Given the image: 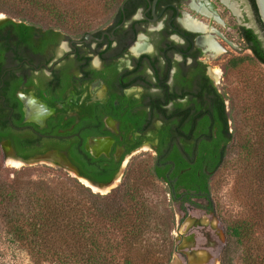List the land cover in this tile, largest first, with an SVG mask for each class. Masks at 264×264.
I'll use <instances>...</instances> for the list:
<instances>
[{
  "label": "flooded vegetation",
  "instance_id": "obj_1",
  "mask_svg": "<svg viewBox=\"0 0 264 264\" xmlns=\"http://www.w3.org/2000/svg\"><path fill=\"white\" fill-rule=\"evenodd\" d=\"M253 36L264 50L254 0H118L101 17L68 26L7 16L1 152L60 154L77 170L83 162L89 172L105 168L110 181L147 145L165 187L170 178L178 192L182 182L191 192L205 180L209 187L221 94L214 63L243 47L252 54ZM191 198L197 204L185 205L209 211L205 198Z\"/></svg>",
  "mask_w": 264,
  "mask_h": 264
},
{
  "label": "trees",
  "instance_id": "obj_2",
  "mask_svg": "<svg viewBox=\"0 0 264 264\" xmlns=\"http://www.w3.org/2000/svg\"><path fill=\"white\" fill-rule=\"evenodd\" d=\"M117 1L0 0V11L11 16H44L51 21L58 19L63 24H77L91 19L88 16L90 13H103ZM246 42H250L253 59L264 66V50L257 40L253 36L252 41L247 38ZM230 62L235 63L233 60ZM223 101L224 97L220 94V117L217 122L219 141L212 138L214 143L209 144L215 148L217 155L211 159V164L209 162L211 170L222 163L227 144L232 138L228 126L229 115ZM253 105L255 110L250 118L256 141L253 144L247 141L242 145L245 151L242 177L248 178L249 184L256 186L250 187L249 191V217L230 225L228 231L236 243L244 246V264H264V250H260L258 243L259 234L264 235V99ZM86 164L77 163L80 175L90 180L109 181L111 173L105 168L93 167L89 172ZM184 167L185 164L179 165L176 174ZM151 174L160 180L161 172L156 164L151 166ZM180 176L177 175L178 178ZM145 181V178L140 183H136L135 179L131 182L124 180L105 194H94L86 186L69 178L68 183L60 181L54 185L39 181L33 188L23 190L18 185L14 186V180L9 183L0 181V198L10 203L5 207L10 240L21 249H26L27 264H168L170 252L163 262L162 256L154 257L149 250L140 252L138 248L148 231L158 228L165 232L169 221L170 208H164V211L159 209L162 201H153L143 191ZM168 182L170 188L165 187L164 193L169 194L170 202L179 203V207L185 209V202L197 204L191 197L201 196L208 202L210 210L206 180L202 189L194 192L190 191L192 186L186 182L178 186L186 188L181 192L173 187L171 178ZM153 188V192L161 194V190L155 186ZM19 198L21 205L16 202ZM220 264H230V259L221 254Z\"/></svg>",
  "mask_w": 264,
  "mask_h": 264
},
{
  "label": "rangeland",
  "instance_id": "obj_3",
  "mask_svg": "<svg viewBox=\"0 0 264 264\" xmlns=\"http://www.w3.org/2000/svg\"><path fill=\"white\" fill-rule=\"evenodd\" d=\"M0 14L5 17L11 16L3 11H0ZM102 15L100 11L88 14L90 18H99ZM11 17L22 18L38 27L69 25V23L63 24L57 21L58 19L51 21L44 16L12 15ZM234 42L238 46V43H241L239 39H235ZM231 60L235 63L231 64ZM214 65L219 70L220 78L217 87L224 97L232 138L227 144L222 163L209 177L210 210L205 212L188 205H184L185 209H181L177 203L169 201V194L164 193L165 185L151 174L152 154L147 145H143L141 150L127 157L125 166L119 171L121 175L116 186L124 180L131 182L135 179L136 183H140V180L145 178L146 184H141L144 187L143 191L153 201H162L159 205L161 211H164V208H170L165 232L152 228L138 246L140 252L149 250L154 257L162 256L163 262L166 261L167 254L170 252L168 264H220L221 254L230 259V264H244V246L235 242V238L229 234L228 227L249 217L247 206L249 191L250 187L256 186L249 184L248 178L242 177V160L245 154L242 145L247 141L248 144L256 141L250 115L255 110L253 104L264 99V66L253 59L252 54L244 50V47L240 51L222 54ZM1 149L0 146V181L2 183L14 180V186L18 185L23 190L33 188L39 181L54 185L60 181L68 183L66 181L69 178L83 185L71 171L49 161L32 165L21 163L18 167L11 166L3 161L5 153L3 154ZM153 186L161 190L160 195L153 192ZM87 188L94 194H105L104 190L93 191L90 187ZM21 198L16 201L19 205H21ZM199 202L205 203L203 200ZM168 204H170L169 207ZM8 205L10 203L7 204L0 198V264H27L26 249L15 245L7 232L5 207ZM259 235L258 243L262 251L264 235Z\"/></svg>",
  "mask_w": 264,
  "mask_h": 264
},
{
  "label": "water",
  "instance_id": "obj_4",
  "mask_svg": "<svg viewBox=\"0 0 264 264\" xmlns=\"http://www.w3.org/2000/svg\"><path fill=\"white\" fill-rule=\"evenodd\" d=\"M256 8H257V12L259 15V18L264 26V0H254ZM6 17L3 14H0V22H2ZM7 157H11L13 159H17L20 160L23 164L25 165H32V164H36L42 161H49L54 163L55 165H59L60 167H63L65 169H67L68 171H71V173H73L75 175V177L78 179V181L80 182V178L86 179L89 183H91L92 185H95L101 189L104 190V193L109 192L110 189L114 188L117 184V182L120 180V175L121 173H116L113 178L106 182V183H97L94 182L82 175L79 174L78 170L72 166L67 160L66 158H64L62 155L57 154L55 157L53 156H35V157H29V158H22L16 155H9V156H5L3 158V161L5 162ZM81 183V182H80ZM84 185V184H83ZM86 186V185H84ZM88 187V186H87Z\"/></svg>",
  "mask_w": 264,
  "mask_h": 264
},
{
  "label": "bare ground",
  "instance_id": "obj_5",
  "mask_svg": "<svg viewBox=\"0 0 264 264\" xmlns=\"http://www.w3.org/2000/svg\"><path fill=\"white\" fill-rule=\"evenodd\" d=\"M230 6H231V5H230ZM213 75H214L215 78L217 79V77L219 76V70H218V69L214 70V74H213ZM7 156H8V155H7ZM6 159H7V158H6ZM5 161H6V163H8L9 165L14 166V167H18V166H20L21 163H22L20 160L13 159V158H11V157H9V158H8L7 160H5ZM80 181H81V183H83L84 185L90 187L91 190H93V191H103V189H101V188H99V187H97V186H95V185H92V184L89 183L86 179L80 178Z\"/></svg>",
  "mask_w": 264,
  "mask_h": 264
}]
</instances>
